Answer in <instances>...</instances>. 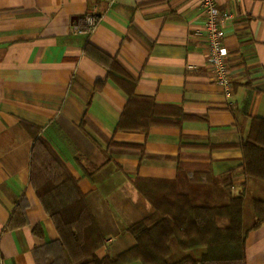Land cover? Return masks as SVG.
<instances>
[{
    "label": "crops",
    "instance_id": "crops-1",
    "mask_svg": "<svg viewBox=\"0 0 264 264\" xmlns=\"http://www.w3.org/2000/svg\"><path fill=\"white\" fill-rule=\"evenodd\" d=\"M216 1L231 14L223 22L230 89L214 78L200 0H0V264H37L34 247L58 236L29 180L38 136L87 194L105 238L100 256L133 246L128 226L153 210L137 177L173 179L181 162L231 170L239 187L242 150L231 144L264 117V0ZM93 10L96 23L83 31ZM87 43L121 70L92 58ZM130 88L200 119L148 134L116 130ZM87 161L101 166L91 178ZM246 262L264 264V224L247 237Z\"/></svg>",
    "mask_w": 264,
    "mask_h": 264
},
{
    "label": "trees",
    "instance_id": "trees-1",
    "mask_svg": "<svg viewBox=\"0 0 264 264\" xmlns=\"http://www.w3.org/2000/svg\"><path fill=\"white\" fill-rule=\"evenodd\" d=\"M78 26L89 29L83 22ZM87 44L89 55L109 71L120 68L116 58L92 45L94 53ZM107 77L96 80L94 88L101 89ZM128 91L116 130L148 134L154 125L200 119ZM231 145L242 150L244 179L237 189L231 170L215 175L209 165L189 171L178 162L173 179L137 177L133 184L153 210L128 226L133 246L100 256L105 238L87 194L50 145L36 137L29 180L58 231L57 238L34 247L37 264H247V237L264 224V117H252L246 137ZM82 167L89 178L101 168L88 161Z\"/></svg>",
    "mask_w": 264,
    "mask_h": 264
},
{
    "label": "built area",
    "instance_id": "built-area-1",
    "mask_svg": "<svg viewBox=\"0 0 264 264\" xmlns=\"http://www.w3.org/2000/svg\"><path fill=\"white\" fill-rule=\"evenodd\" d=\"M200 8L203 16L202 29L205 31L214 78L226 84L227 88L230 89L226 61L228 50L224 44L225 30L223 22L230 18L231 14L227 10H220L216 0H200ZM85 21L89 26L88 30H90L96 22V12L94 10L88 11Z\"/></svg>",
    "mask_w": 264,
    "mask_h": 264
}]
</instances>
